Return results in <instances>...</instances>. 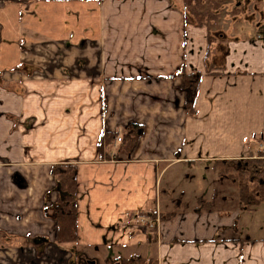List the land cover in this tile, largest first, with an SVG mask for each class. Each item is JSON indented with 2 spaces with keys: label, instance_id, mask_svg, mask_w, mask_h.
<instances>
[{
  "label": "crops",
  "instance_id": "crops-1",
  "mask_svg": "<svg viewBox=\"0 0 264 264\" xmlns=\"http://www.w3.org/2000/svg\"><path fill=\"white\" fill-rule=\"evenodd\" d=\"M217 29L184 23L179 0H0V264H264V226L244 214L264 201L242 208L231 185L188 205L179 185L210 165L242 181L240 163L264 160V24ZM182 63L201 72L191 112ZM130 122L128 154L101 138ZM59 162L75 164L69 242L43 211ZM169 196L185 209L151 218Z\"/></svg>",
  "mask_w": 264,
  "mask_h": 264
},
{
  "label": "trees",
  "instance_id": "trees-1",
  "mask_svg": "<svg viewBox=\"0 0 264 264\" xmlns=\"http://www.w3.org/2000/svg\"><path fill=\"white\" fill-rule=\"evenodd\" d=\"M225 0H179V9L182 13L183 22L192 25H204L206 28V37L208 41L213 40L219 35L217 29L220 9ZM209 68L205 71L208 72ZM181 76L183 85L181 90L184 95L183 107L187 112L193 109V101L196 93V86L199 75V70H186L182 63L174 72ZM141 125L135 122H130L125 125L120 135V147L125 153H129L135 145L139 135ZM116 131L104 132L101 138L109 139L115 137ZM217 160L214 162H218ZM225 161V160H223ZM259 166V179L255 185L248 186L242 182L238 185V198L242 208H254L261 201H264V160H255ZM218 167V166H215ZM226 170V166H219ZM50 173L54 178L55 201L45 206L43 211L54 220V235L56 242H69L76 239V220H75V164L72 162H59L51 164ZM243 176V171L240 173ZM226 175V176H225ZM223 178H229L227 172ZM171 203L170 208H159L157 213L154 210L149 212L151 218L156 215L158 219H166L174 215L177 211L185 209L182 205L177 207V198L171 196L167 199ZM198 209H207L209 202L201 197H198ZM176 203V205H175ZM152 227V226H150ZM126 260V258H125ZM137 258L130 259L125 264H138Z\"/></svg>",
  "mask_w": 264,
  "mask_h": 264
},
{
  "label": "rangeland",
  "instance_id": "rangeland-1",
  "mask_svg": "<svg viewBox=\"0 0 264 264\" xmlns=\"http://www.w3.org/2000/svg\"><path fill=\"white\" fill-rule=\"evenodd\" d=\"M221 7L222 8L220 9L218 23H220L222 26H226L229 24L235 26L234 33L244 35H248L252 32L256 33L258 26L260 24H264V0H225ZM254 163L251 162V160L247 161L245 164L240 163V165L245 168V171L249 170V173H247L246 177H243L242 181L233 177L232 181L227 182L223 178L225 170H223V174H219L220 167L218 166L215 169H211V165L210 167H208V172L197 174L193 179L185 177L179 182L180 188L183 191L182 199L188 205H192L193 202H195L194 199L197 194L208 197L209 192L213 188H215V194H229L233 190V188L230 187L231 185L238 186L239 184L244 182L248 186H252L258 180V177L255 176L256 178L253 180L250 177V174H256V171L259 170V166L256 164V162ZM238 165L239 164L237 163L235 164V166ZM227 172L234 173L235 171L233 169H230L227 170ZM174 193L176 194V192ZM166 198L167 195L161 196V202L162 200H166ZM210 205L214 208H219L218 204L215 202H210ZM244 214L250 215L247 218H250L251 222L256 220L258 222L256 226H264V202L260 203V205L257 206L256 210L247 211ZM244 221L248 220L246 219ZM250 225L248 224L247 226ZM249 231H251V233H257L255 235H260L259 231L261 230H256L257 232H255L253 229H250ZM79 260H81L82 262L85 261V256H83L82 259H80L78 256H74L73 264H78ZM117 261L118 264H120L119 259ZM97 264L103 263L100 260V262H97Z\"/></svg>",
  "mask_w": 264,
  "mask_h": 264
},
{
  "label": "built area",
  "instance_id": "built-area-1",
  "mask_svg": "<svg viewBox=\"0 0 264 264\" xmlns=\"http://www.w3.org/2000/svg\"><path fill=\"white\" fill-rule=\"evenodd\" d=\"M115 140L116 141L120 140V135L119 134L116 135Z\"/></svg>",
  "mask_w": 264,
  "mask_h": 264
},
{
  "label": "water",
  "instance_id": "water-1",
  "mask_svg": "<svg viewBox=\"0 0 264 264\" xmlns=\"http://www.w3.org/2000/svg\"><path fill=\"white\" fill-rule=\"evenodd\" d=\"M87 264H94L92 260H89Z\"/></svg>",
  "mask_w": 264,
  "mask_h": 264
}]
</instances>
